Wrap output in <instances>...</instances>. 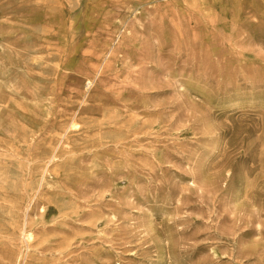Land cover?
Wrapping results in <instances>:
<instances>
[{"label": "rangeland", "instance_id": "rangeland-1", "mask_svg": "<svg viewBox=\"0 0 264 264\" xmlns=\"http://www.w3.org/2000/svg\"><path fill=\"white\" fill-rule=\"evenodd\" d=\"M0 264H264V0H0Z\"/></svg>", "mask_w": 264, "mask_h": 264}]
</instances>
